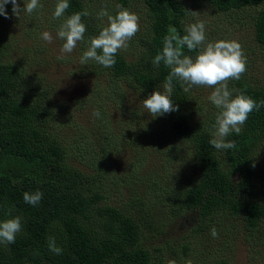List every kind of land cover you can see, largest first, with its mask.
<instances>
[{"label": "trees", "instance_id": "1", "mask_svg": "<svg viewBox=\"0 0 264 264\" xmlns=\"http://www.w3.org/2000/svg\"><path fill=\"white\" fill-rule=\"evenodd\" d=\"M192 1L224 14L230 21L226 35L247 24L255 43L264 48V0ZM135 3L142 7L144 24L132 58L120 50L113 67L99 66L110 76V84L117 85L111 91L117 102L126 88L146 99L170 74V67L163 62L157 67L152 60L162 51L166 35L186 34L189 9L181 0H70L64 15L88 12L82 17L87 27L80 44L84 52L106 27L107 17L97 15L102 9L114 16L121 8L131 11ZM44 4L48 11L56 6L41 0L37 10ZM6 10L8 18L0 16V220L19 215L23 226L15 243L0 245V264H230L240 242L249 245L255 259H260L256 253L264 256V182L259 180L263 169L256 152L264 145L263 84L242 77L230 80L229 89L244 92L262 106L249 113L239 135L227 138L235 147L218 151L209 143L218 109L213 106L215 115L205 113V106L200 110L199 103L194 105L195 88L185 92L183 82L174 78L179 110L154 118L147 129L158 138L153 150L178 157L183 148L191 159V173L170 186L143 159L127 163L124 173L129 180L123 174L128 181H121L110 158L134 146L137 161L147 136L138 130L121 135L99 119L91 126L81 125L77 137L68 140L65 132L78 128L72 113L68 110L69 120L61 119L51 87L28 76L24 62L7 50L8 39L15 38L8 34L10 23L29 14L14 15L11 4ZM242 14L251 21L245 23ZM20 20L29 25L32 21ZM182 51L198 54L186 47ZM198 114L208 117L199 122L194 118ZM128 117L142 123L137 112L129 111ZM99 128H105L102 135L95 132ZM143 178L148 187L137 182ZM37 189L43 198L33 207L23 195ZM187 214L195 217L188 237L178 244L170 239L158 243L167 224ZM212 227L217 229L216 238L210 235ZM49 236L63 249L60 255L49 251Z\"/></svg>", "mask_w": 264, "mask_h": 264}, {"label": "rangeland", "instance_id": "2", "mask_svg": "<svg viewBox=\"0 0 264 264\" xmlns=\"http://www.w3.org/2000/svg\"><path fill=\"white\" fill-rule=\"evenodd\" d=\"M50 1L56 5L55 0ZM181 1L189 9L190 24L198 21L205 23L207 42L227 39L236 40L241 44L247 59L246 71L241 77L248 79L254 85H264V48L259 47L253 40L252 28H249L245 24L239 29H233L232 33L229 32L226 35V31L230 28V21L226 19L224 14L210 9L201 2L198 3L192 0ZM54 10L50 9L48 11V6L44 4L41 9L33 12L28 18H20L24 20L32 19L30 25L20 19H18L17 23H10L12 26L9 28L8 34L14 35L15 38L13 41L12 39H8L7 50L15 58L24 62L28 76L41 79L43 86L51 87L52 99H54L61 109V119H67L68 110L72 113V115H69L78 124V128L75 129V132H65V137L68 140H72L79 134L78 129L81 125L88 124L91 126L93 123H99L100 120L106 121L107 125H110L115 132H121V135L138 130L141 132V136L142 133L147 136L143 137L141 142L146 147L145 150L141 149L142 152L137 161H135V155L137 154L136 147L131 146L130 148L125 147L121 149L118 155L112 156L109 160L113 169L117 173L119 172L120 176L124 174L129 180V177L124 173L128 167L127 163L135 164L140 160L146 159V163L150 166L153 164L155 169L162 174L163 180L169 182L170 186L184 181L193 168L191 166V159L184 154L183 148H181L178 157H172L170 153L164 151L161 153V151L153 150L154 146H156L155 143L158 142V138L151 135L150 129H147L152 124L154 118L143 107V98L134 90L126 88V92L121 94L123 98H118V96V102L115 101L111 91L117 85L112 86L110 84L111 78L104 68L101 70V66L94 61H89L87 65L80 64V56L83 54L82 48H80L81 42H78L77 47L71 54L61 52L64 41L56 37V32L67 17L63 16L55 19L53 17ZM131 12L136 13L139 17V30L128 42V47L121 49L129 60L132 58L134 47L137 48L136 41L144 24V15L142 14L140 4L135 3L131 7ZM18 17L20 16L18 15ZM242 19L245 23L251 21L249 16L244 14H242ZM105 26H107V21ZM26 31H29V35L26 34ZM44 31L52 34L53 40L51 43L41 39V34ZM86 50L84 48V51ZM96 80L97 83H95ZM230 80L228 81V87L232 88ZM122 85V83H119V86ZM193 87L195 88H193L194 105L199 103L200 110L205 106V113L214 114V105L208 99L213 91V87ZM209 104L212 105L211 108ZM120 106H124L123 111ZM63 107L66 109L64 110ZM53 108L56 109L55 106ZM94 110L101 112L100 120L93 117L92 113ZM129 111L137 112L142 123L139 119L132 120L131 117H128ZM207 114H201L202 116L198 114L194 118L200 122L199 119L207 118ZM104 129L99 128L95 132L98 135H102V131H105ZM119 147L120 143L118 144ZM256 152L258 153L257 161L262 165L263 169V172L259 175V180L264 182V145H259L256 148ZM127 179H124L123 176L121 177V181H128ZM137 182L145 183L143 186L148 187V182L144 178L137 179ZM136 191L138 190L136 189ZM167 225L166 232L158 243H163L167 239H170L173 243L178 244L184 240V237L187 238L190 234L192 226L195 225V217L187 214L175 221L169 222ZM248 246L246 242H240L233 257L230 259V264H264V256L256 253L255 255L260 259H255L249 253V250L252 249H249Z\"/></svg>", "mask_w": 264, "mask_h": 264}, {"label": "clouds", "instance_id": "3", "mask_svg": "<svg viewBox=\"0 0 264 264\" xmlns=\"http://www.w3.org/2000/svg\"><path fill=\"white\" fill-rule=\"evenodd\" d=\"M0 0V16L8 18L6 5H12V13L19 15L25 12L31 15L39 7L41 0ZM70 6V0H57L53 13L55 19L65 15ZM88 12H77L68 16L56 32V37L64 41L61 52L71 54L77 47L78 42L84 40L87 30L82 20ZM98 17H107V26L103 27L97 36L92 37L86 51L80 56V64L87 65L89 61L111 68L116 63V56L121 49L128 47V42L139 30V17L128 9L121 8L114 16L107 10L102 9ZM182 37L177 34L166 35L163 38V48L152 60L155 66L163 62L171 68L170 74L160 86L143 100V107L153 118L164 116L179 110L173 97V79L178 78L183 82V90L190 91L193 86L213 87L208 97L212 105L218 109L215 124L211 127L209 143L218 151H227L235 147V141L227 139L233 133L239 135L242 127L248 119L249 113L264 104L257 102L244 92L236 93L235 89H229L228 81L239 80L246 71L247 59L241 44L236 40L220 39L207 42L206 25L203 21L186 25ZM41 39L51 43L53 36L44 31ZM189 51H197L193 56L185 55L183 48ZM96 119L101 118V112L94 110L92 113ZM43 198L40 190L25 192L23 200L25 203L35 207ZM23 218L19 215L0 220V245L15 243L17 235L22 231ZM210 235L218 236L217 229L212 227ZM49 251L60 255L63 251L56 243L54 236L48 237Z\"/></svg>", "mask_w": 264, "mask_h": 264}]
</instances>
